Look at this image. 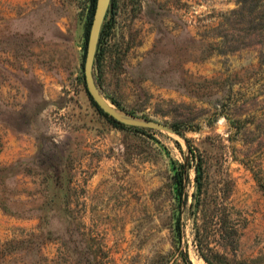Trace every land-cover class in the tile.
I'll use <instances>...</instances> for the list:
<instances>
[{"label":"rangeland","instance_id":"obj_1","mask_svg":"<svg viewBox=\"0 0 264 264\" xmlns=\"http://www.w3.org/2000/svg\"><path fill=\"white\" fill-rule=\"evenodd\" d=\"M262 4L109 0L90 83L120 129L84 90L90 0H0V264H208L192 154L204 254L264 264Z\"/></svg>","mask_w":264,"mask_h":264},{"label":"trees","instance_id":"obj_2","mask_svg":"<svg viewBox=\"0 0 264 264\" xmlns=\"http://www.w3.org/2000/svg\"><path fill=\"white\" fill-rule=\"evenodd\" d=\"M259 3H264V0H237V4H238V9L239 10H244L245 7H248L251 11L254 10L256 7H258ZM94 5H95V0H90V13H93V9H94ZM262 10H264V4L261 5ZM90 22H91V18L88 20V22L85 25L84 28V45L86 44V39H87V34H88V30H89V26H90ZM100 40H101V33L99 35V40H98V44H100ZM84 85V83H83ZM84 90L86 92L85 86H84ZM86 95L88 97V100L90 101L92 107L95 108V110L97 111V113L102 116L107 122H109L110 124H112L114 127L123 129V128H130L128 126H125L122 123H119L117 121H115L114 119H112L111 117L107 116L105 113H103L96 105L95 103L91 100V98L88 96L87 92ZM190 160L194 162V170L196 173V185H197V192L195 194V198H196V203H195V208L198 211V214L201 215V225L198 226L196 225L194 228V241H195V246L196 249L199 252V255L203 258V260L208 263V264H212L214 263L211 258L209 256H207L206 254H204V251H206L205 249V243L208 240V234L211 231V229L215 232H221L222 229L220 228V224H217V222H213L210 221V217L214 216L215 212L219 209L220 204L218 203L219 199H218V194L220 192L217 193H213V194H207V190L206 188L203 190V183H202V176H203V165H202V160L199 156H194L193 154L190 155ZM183 173L182 171H178L174 173V182L176 185V194L178 197V201H181V196H182V192H183ZM222 199V198H220ZM211 204V205H209ZM221 207V206H220ZM207 215V220H204V216ZM210 216V217H209ZM206 221V222H203ZM176 228L177 231L179 233L180 229H179V220L177 221L176 224ZM234 232V231H233Z\"/></svg>","mask_w":264,"mask_h":264},{"label":"water","instance_id":"obj_3","mask_svg":"<svg viewBox=\"0 0 264 264\" xmlns=\"http://www.w3.org/2000/svg\"><path fill=\"white\" fill-rule=\"evenodd\" d=\"M109 0H95V5L92 13V18L87 34L86 44H85V52H84V63H83V73H84V86L88 96L95 103V105L107 116L111 117L115 121L126 125L124 120L114 116L113 114L107 112L101 106L99 100L94 95L93 89L90 83V69L93 60L94 51L96 48V44L99 38V32L101 27V22L104 17V14L107 9V5Z\"/></svg>","mask_w":264,"mask_h":264}]
</instances>
